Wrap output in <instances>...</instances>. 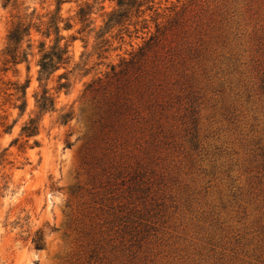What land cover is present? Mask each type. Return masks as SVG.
<instances>
[{
    "label": "rangeland",
    "instance_id": "1",
    "mask_svg": "<svg viewBox=\"0 0 264 264\" xmlns=\"http://www.w3.org/2000/svg\"><path fill=\"white\" fill-rule=\"evenodd\" d=\"M136 1L98 47L115 2L78 32V5L100 4L64 0L76 38L48 87H70L22 148L53 36L0 71V264H264V0ZM55 6L0 0V69L17 17ZM27 78L19 115L2 90Z\"/></svg>",
    "mask_w": 264,
    "mask_h": 264
},
{
    "label": "trees",
    "instance_id": "2",
    "mask_svg": "<svg viewBox=\"0 0 264 264\" xmlns=\"http://www.w3.org/2000/svg\"><path fill=\"white\" fill-rule=\"evenodd\" d=\"M9 0H7L8 2ZM114 1L116 7L111 11L105 13L103 0H94V3L100 5L95 8L93 4L84 2L78 5L76 12V19L81 24V28L78 32L85 31L89 28V31H93L94 18L93 13L96 11H103L105 13V19L103 25L99 27L96 32V38L100 39L98 47H102L106 43L104 35L115 26L121 25L125 18L128 16L130 9L136 4V0H111ZM64 0H55V9L52 12H48L45 16L47 20L42 19L44 15H36V10L33 9L29 14H25L24 17H17V20L12 24L6 35L5 46L2 49V68L0 71L7 72L13 69L17 72V65L20 63H26V68L29 69V55L32 54L33 39L32 32H36L44 38H51L53 40L48 46L44 40L38 41V71L37 81L38 89L34 92L35 109L31 112L28 119L23 123L19 137L12 140V144H16L20 137H24V142L18 145L19 148L23 147V144L28 143L29 139L36 136L40 130V121L45 113L56 110L57 94L64 90L67 92L70 87V83L67 81H61L65 76V73L58 75V83L54 87V93L50 91L48 82L52 74L61 67H67L71 61V55L69 45L72 40L76 38L74 34L64 36L61 33V29H69L72 24L69 20L64 19L60 13L61 5ZM64 22L63 26L60 23ZM65 39V42L61 44V40ZM102 44V45H101ZM1 80V78H0ZM8 87H5L2 91L10 96L14 97L12 103L13 107L17 108L19 115H23L27 108V87L29 86V78L25 82H11L6 83ZM1 89V88H0ZM72 118L71 112H65L60 115L62 123H67ZM11 125L6 124L4 131H9ZM38 141L34 140L33 145H38ZM37 231V235H38ZM40 236L34 240L36 248L41 246Z\"/></svg>",
    "mask_w": 264,
    "mask_h": 264
}]
</instances>
